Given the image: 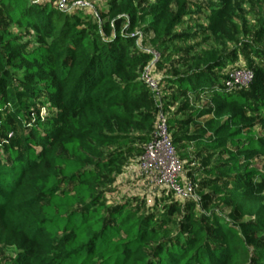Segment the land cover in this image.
I'll use <instances>...</instances> for the list:
<instances>
[{
	"label": "trees",
	"instance_id": "trees-1",
	"mask_svg": "<svg viewBox=\"0 0 264 264\" xmlns=\"http://www.w3.org/2000/svg\"><path fill=\"white\" fill-rule=\"evenodd\" d=\"M142 1L108 0L93 20L0 0V124L3 137L11 133L0 148V247L13 252L0 264H264V170L253 167L264 158V59L239 68L252 73L248 85L228 89V75L210 72L226 64L205 52L176 83L210 104L167 119L175 150L227 156L203 172L228 183L214 190L228 216L169 196L145 211L102 202V179L122 171L127 154L141 155L162 110L141 80L144 65L156 63L137 49L136 28L146 25L148 44L159 49L189 13V0ZM234 1L206 8L216 41L234 38ZM36 107L47 117L31 118Z\"/></svg>",
	"mask_w": 264,
	"mask_h": 264
},
{
	"label": "rangeland",
	"instance_id": "rangeland-1",
	"mask_svg": "<svg viewBox=\"0 0 264 264\" xmlns=\"http://www.w3.org/2000/svg\"><path fill=\"white\" fill-rule=\"evenodd\" d=\"M31 1L55 7L60 6L61 3V0ZM153 1L155 0H143L137 6ZM189 1L188 15L182 19L162 48L155 49L148 44L151 31L146 25L136 28V33L139 36L137 49L152 52L154 54L152 61L156 63L154 66L151 65V62L144 65L141 69V80L146 83L150 78L160 82V93L155 94V96L160 100L162 98L159 101L162 108L160 112L166 119L170 116L185 117L189 112L210 104L206 94H193L189 91H183L176 83V81L178 82L196 70L195 62L205 52H211L209 54L212 57L216 56L218 60L226 64L220 70L212 68L210 72L213 76L235 75L240 67H245L247 64L254 66L258 60L264 59V0H235L233 21L236 27L232 28L234 38H222L217 41L212 38L207 30L208 22L205 14L206 8L211 4L210 0ZM107 2L108 0H67L63 9L88 15L96 20V16L107 6ZM14 31L20 33L16 27H14ZM23 40L33 43L35 35L31 31H26L23 33ZM244 44L248 45L244 46ZM168 79L175 80V82L168 83L166 81ZM238 81L240 86H246L250 80L249 77L242 76L238 78ZM165 94L169 96V99H163ZM29 112L31 118H46L48 114L43 107L31 108ZM2 120H6V117L0 115V122ZM2 130L0 124V148L2 147V138H6L5 142L9 143L11 137V133L3 137ZM260 135L264 136V133L260 132ZM176 151L182 163L184 181L193 189L191 199L195 200L197 212L215 210L219 214L228 216L231 208L225 206L214 192L216 188L226 190L229 187L228 183L222 177L203 172L208 168L225 166L227 163L224 162V159L227 156L219 151L196 148L194 145L182 150L176 149ZM138 158V154L131 152L125 156V165L122 171L112 170L106 173L99 185V192L103 196L102 202L105 205L114 206L129 201L131 207L141 205L145 211L154 208L161 197L167 199L165 197L169 196V201H184L177 198L173 193L156 187L141 176ZM253 167L264 170V158L257 157ZM160 201L162 202V200ZM12 253L11 249L4 250L0 247V263L4 257L12 255Z\"/></svg>",
	"mask_w": 264,
	"mask_h": 264
},
{
	"label": "built area",
	"instance_id": "built-area-1",
	"mask_svg": "<svg viewBox=\"0 0 264 264\" xmlns=\"http://www.w3.org/2000/svg\"><path fill=\"white\" fill-rule=\"evenodd\" d=\"M66 1L61 0V8L64 7ZM242 76L249 77V83L251 82L252 73L240 69L235 75H231L225 80L226 88L241 87L238 78ZM146 83L156 95L159 94L158 81L149 78ZM138 167L139 174L156 187L173 193L181 200L191 199L193 189L184 181L182 163L172 144L167 119L162 112L158 113L150 139L138 158Z\"/></svg>",
	"mask_w": 264,
	"mask_h": 264
}]
</instances>
